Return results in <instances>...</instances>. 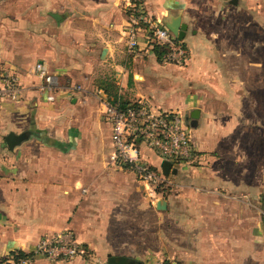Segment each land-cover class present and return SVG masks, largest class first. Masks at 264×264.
<instances>
[{"label":"crops","instance_id":"0c3cea01","mask_svg":"<svg viewBox=\"0 0 264 264\" xmlns=\"http://www.w3.org/2000/svg\"><path fill=\"white\" fill-rule=\"evenodd\" d=\"M144 1L151 17L179 14L187 24L183 64L160 60L144 30L128 49L131 0H0V69H15L24 86L17 99L0 100V257L69 228L89 256L34 255L30 264H105L108 253L142 264L160 257L264 264V219L255 208L256 195L264 205V179H255L248 147L238 146L249 131L238 128L249 120L244 90L264 68V0ZM36 62L62 83L53 101L27 71ZM109 81L123 101L188 117L197 158L173 164L164 209L148 201L130 169L109 159L111 124L96 93L107 94L100 83ZM10 130L28 133L12 149L3 138ZM140 146L160 165L151 148Z\"/></svg>","mask_w":264,"mask_h":264},{"label":"built area","instance_id":"2783aa9c","mask_svg":"<svg viewBox=\"0 0 264 264\" xmlns=\"http://www.w3.org/2000/svg\"><path fill=\"white\" fill-rule=\"evenodd\" d=\"M129 6L128 49L138 45L137 33L144 30L149 43L164 46L162 61L183 64L188 49L182 39H178L161 20L148 14L144 0H131ZM29 71L39 78L37 89L45 99H56V93L62 88L58 75L45 71L41 62H36ZM23 88L15 69L7 66L0 69V100L17 99ZM75 88V85H70L69 91ZM96 93L104 107L103 116L111 124L113 150L109 156L110 161L120 168L130 169L141 183L144 196L155 205L156 199L172 186V181L159 165L141 155L140 145L148 146L161 159L171 161L172 166L178 162L194 161L197 149L190 137L188 117L178 109H159L144 100H136V105L121 106L112 101L102 89H97ZM28 252V255L19 257L17 261L12 258H8V261L11 264H30L34 255L52 261H69L77 256H86L88 248L77 240L71 229L64 228L40 235ZM153 264L175 263L167 257H160Z\"/></svg>","mask_w":264,"mask_h":264},{"label":"rangeland","instance_id":"374dc122","mask_svg":"<svg viewBox=\"0 0 264 264\" xmlns=\"http://www.w3.org/2000/svg\"><path fill=\"white\" fill-rule=\"evenodd\" d=\"M174 64V63H170ZM31 66L27 69L29 71ZM261 68H256L254 88L245 91V96L248 97V105H244L243 113L248 115V123L242 122L238 126L239 129L248 128L247 134H240L238 146H247L249 150L248 161L249 164L254 165L255 179H264V68L261 73ZM250 85V84H249ZM242 90V91H243ZM241 150V149H240ZM242 157V154H241ZM260 196L263 191L260 190ZM262 197V196H261ZM256 211L259 212L264 219V205L263 202L257 199L255 201Z\"/></svg>","mask_w":264,"mask_h":264},{"label":"water","instance_id":"95a60500","mask_svg":"<svg viewBox=\"0 0 264 264\" xmlns=\"http://www.w3.org/2000/svg\"><path fill=\"white\" fill-rule=\"evenodd\" d=\"M237 0H231V2L236 3ZM51 15L59 21L62 19V15L59 13L52 12ZM178 39H183L185 35V31L187 28V24L184 21H181V17L179 14L171 15L169 19H165L161 21ZM104 51V50H103ZM199 111L197 108H194L190 116L192 117V124L196 123V118L198 117ZM28 133L26 131L14 132L12 130L8 131L4 134L3 138L5 144L8 148L12 149L15 145L20 143L23 139L27 137ZM160 168L162 172L168 175L170 172H176V168L172 167L171 161L167 159H162L160 163ZM166 205V201L163 197H159L155 201V206L158 209H164ZM105 264H142L141 261L127 256V255H112L111 253L107 254V259Z\"/></svg>","mask_w":264,"mask_h":264},{"label":"trees","instance_id":"16d2710c","mask_svg":"<svg viewBox=\"0 0 264 264\" xmlns=\"http://www.w3.org/2000/svg\"><path fill=\"white\" fill-rule=\"evenodd\" d=\"M153 48L156 52L157 57L161 60L163 53L165 52V48L162 45L152 43ZM100 85L105 89L107 92V96L114 102H118L121 106L131 105V104H137L135 101H123L120 96L117 93V89L114 87V85L109 81L105 83H100ZM165 190V188H163ZM28 251H24L22 249H13L9 251V254L7 256L0 257V264H11L8 261V258H12L14 261H17L19 257H24L28 255ZM89 256V251L87 252V255Z\"/></svg>","mask_w":264,"mask_h":264}]
</instances>
